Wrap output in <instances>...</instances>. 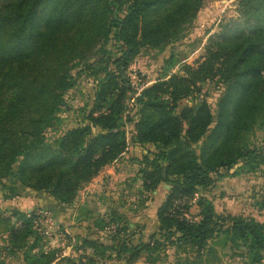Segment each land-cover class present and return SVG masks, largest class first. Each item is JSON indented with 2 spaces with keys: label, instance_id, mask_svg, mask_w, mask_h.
<instances>
[{
  "label": "trees",
  "instance_id": "1",
  "mask_svg": "<svg viewBox=\"0 0 264 264\" xmlns=\"http://www.w3.org/2000/svg\"><path fill=\"white\" fill-rule=\"evenodd\" d=\"M201 3L0 0V179L11 176L24 188L72 203L104 166L128 151L131 141L149 144L156 150L140 160L144 191L171 185L157 209L159 234L172 246L200 253L225 233L245 248L240 255L249 263L260 264L264 220L219 213L205 196L197 200L198 215L190 217L186 202L239 162L250 168L255 161L264 163L263 152L246 137L257 114L264 113V0H239L240 18L232 20L239 21L237 26L226 27L196 65L182 66V74L169 73L140 91L126 76L142 47L164 48L179 40ZM111 44L118 45V54L108 48ZM96 45V63L83 67L103 75L91 109L77 126L49 136L47 127L74 84V63ZM207 82L223 88L217 119L208 94L200 97ZM185 99L191 104L183 105ZM20 215L27 223L34 219L33 213ZM112 215L118 219L112 244L74 236L80 243L76 250L92 248L95 257L112 249L125 264L153 252L156 232L134 239L131 221L122 223L116 209ZM18 232L11 229L12 240ZM84 253L80 259L93 263ZM46 257L45 264H51L52 257Z\"/></svg>",
  "mask_w": 264,
  "mask_h": 264
},
{
  "label": "rangeland",
  "instance_id": "2",
  "mask_svg": "<svg viewBox=\"0 0 264 264\" xmlns=\"http://www.w3.org/2000/svg\"><path fill=\"white\" fill-rule=\"evenodd\" d=\"M238 1L202 0L196 16L183 27L179 40L164 48L142 47L126 71L133 88L140 91L169 73L182 74L184 64L196 65L205 54L206 47L226 27L233 29L237 26L239 21L232 23V20L240 18ZM99 48L100 45L92 47L87 58L74 63L71 69L74 84L66 89L58 117L47 127L49 136L57 135L64 128L77 126L91 109L103 75L93 74L92 70H83V67L87 63H96ZM108 48L116 54L119 52L116 44H111ZM170 62L171 65L174 63L173 66H170ZM217 84L205 83L203 94H200V97L208 94L207 100L215 119L219 112V99L223 94V88L219 89ZM187 103L191 104L185 99L183 105ZM261 113L257 114L253 127L245 132L250 145L259 148L264 154V113ZM126 128L131 137L132 124L126 125ZM131 145L132 154L140 157L130 155L120 161L122 164L119 167L124 171V179H119L116 183L113 180L105 183V189L98 193H83L80 190L72 203L62 204L43 191L24 188L15 183L11 176L0 179V264H45L49 261L46 256L52 257L51 264H125L112 249L102 251L104 253L99 251V256L95 257L92 248L76 250L80 243L75 242L74 236L99 240L105 245L110 243L117 230L118 219L112 215V210L115 209L122 214L123 217H119L122 223L131 221L129 233L134 239H147L151 233H157L153 252L132 264H251L240 255L245 248L238 247L225 233L211 239L200 253L192 248L185 250L183 247L172 246L159 234L156 207L162 198H166L171 185L162 183L156 193V190L144 191L143 178L139 172L142 167L140 160L145 152L155 151L156 148L152 145L141 147L134 141H131ZM252 166L254 167L250 168L239 162L231 170L215 176L214 184L200 187L193 199L186 202L190 206V217L198 215L197 200L205 196L212 201L219 213L243 214L263 221L264 163L255 161ZM100 205H103L102 210ZM21 213H33L34 219L27 223ZM74 214L78 223L76 230L69 228ZM122 223L118 225L119 228ZM134 226L136 227L133 228ZM12 228L19 230L17 240L11 239ZM84 252L93 256V263L88 258L80 259ZM67 258H71L72 262Z\"/></svg>",
  "mask_w": 264,
  "mask_h": 264
},
{
  "label": "crops",
  "instance_id": "3",
  "mask_svg": "<svg viewBox=\"0 0 264 264\" xmlns=\"http://www.w3.org/2000/svg\"><path fill=\"white\" fill-rule=\"evenodd\" d=\"M132 134H133V132H132ZM135 143H137V142H135ZM137 144L140 145L139 143H137ZM140 146L144 147L143 145H140ZM145 146L148 147L149 144H147ZM131 149H132V145L130 144V147H129L127 152H125L120 158L116 159L114 162L104 166L102 168V170L98 173V175H96L89 183H87L81 191L83 193H86V192L88 193L89 191L93 192V193H96V192L98 193L102 189H105V187H106L105 183L106 184L109 182L111 183V180H113L116 183L117 180L124 179V177H125V174L123 173L124 171L122 170V168L120 169V167H119L122 164V163H120V161H122L123 159H127L130 155H132L131 157H140L138 154H135V155L132 154ZM102 192L104 193V191H102ZM156 192H157V190L155 191V193ZM164 199L163 198L161 199V202H160V204L157 205L156 209L159 208V206L162 204ZM99 204H102V202ZM102 206L103 205H100V210H102L101 209ZM156 213H157V210H156ZM157 222H158V220H157ZM69 225H70L69 228L72 230H76L78 228V223H76L75 214L73 215V219H72V221H70Z\"/></svg>",
  "mask_w": 264,
  "mask_h": 264
},
{
  "label": "water",
  "instance_id": "4",
  "mask_svg": "<svg viewBox=\"0 0 264 264\" xmlns=\"http://www.w3.org/2000/svg\"><path fill=\"white\" fill-rule=\"evenodd\" d=\"M167 185V184H166ZM168 186V185H167Z\"/></svg>",
  "mask_w": 264,
  "mask_h": 264
}]
</instances>
